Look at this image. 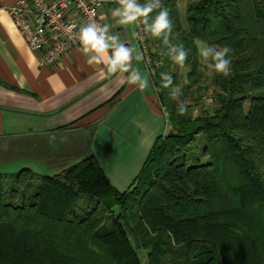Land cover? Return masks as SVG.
I'll return each instance as SVG.
<instances>
[{
  "label": "trees",
  "instance_id": "obj_1",
  "mask_svg": "<svg viewBox=\"0 0 264 264\" xmlns=\"http://www.w3.org/2000/svg\"><path fill=\"white\" fill-rule=\"evenodd\" d=\"M162 4L171 42L190 49L180 84L162 40H146L170 131L124 191L94 154L54 174L0 172V264H264V0H187L185 25L177 0ZM199 41L233 49L229 76L204 78ZM210 88L213 110L194 115Z\"/></svg>",
  "mask_w": 264,
  "mask_h": 264
},
{
  "label": "crops",
  "instance_id": "obj_2",
  "mask_svg": "<svg viewBox=\"0 0 264 264\" xmlns=\"http://www.w3.org/2000/svg\"><path fill=\"white\" fill-rule=\"evenodd\" d=\"M16 1L0 0V171L22 165L52 169L45 158L60 159L72 148L76 155L94 154L111 184L126 190L155 140L171 129L144 60L132 61L149 78L143 91L126 82V73L88 65L77 47L58 65L41 66L8 13ZM186 4L177 0L183 25ZM115 8L101 10L103 24L142 52L132 35L136 25H118Z\"/></svg>",
  "mask_w": 264,
  "mask_h": 264
},
{
  "label": "clouds",
  "instance_id": "obj_3",
  "mask_svg": "<svg viewBox=\"0 0 264 264\" xmlns=\"http://www.w3.org/2000/svg\"><path fill=\"white\" fill-rule=\"evenodd\" d=\"M118 5L112 12L120 26L143 25V31L154 39H161L166 51L162 53L174 64L183 68L187 61L190 49L183 42L172 43L170 37L173 33V23L169 10L163 6L162 0H114ZM158 10V11H156ZM156 14L153 16V12ZM109 24H100L95 20H89L79 26L71 38L80 45V52L86 58L88 65H103L108 73L127 74L126 82L137 86L141 91L149 87V78L143 75L139 69L132 67V61H143L144 54L136 48L121 40L119 33H113ZM69 32L72 29H68ZM133 36L143 39L139 32H133ZM233 49L229 46L217 48L211 45L198 46L201 62L215 73L227 77L231 74V56ZM162 88L171 89V98L178 100L182 95L180 86L173 87V76L170 73L160 74ZM179 115L188 114V104L180 101L177 106ZM155 236L157 233L151 232ZM171 235V233H169Z\"/></svg>",
  "mask_w": 264,
  "mask_h": 264
},
{
  "label": "built area",
  "instance_id": "obj_4",
  "mask_svg": "<svg viewBox=\"0 0 264 264\" xmlns=\"http://www.w3.org/2000/svg\"><path fill=\"white\" fill-rule=\"evenodd\" d=\"M107 5L118 6L114 0H17L9 6L8 13L27 46L37 55L39 64L52 67L58 65L71 48H80L71 38L80 25L89 20L103 24L101 10ZM134 32L144 37L134 36L152 80L159 62L150 54L146 41L149 36L143 31V25H136Z\"/></svg>",
  "mask_w": 264,
  "mask_h": 264
},
{
  "label": "rangeland",
  "instance_id": "obj_5",
  "mask_svg": "<svg viewBox=\"0 0 264 264\" xmlns=\"http://www.w3.org/2000/svg\"><path fill=\"white\" fill-rule=\"evenodd\" d=\"M198 44H199V46L204 45L200 41L198 42ZM202 65H203V68H204L203 70H204V74H205L204 78L208 79V81H209V77L211 75V69L207 67L206 63L202 62ZM173 71H175V68L173 69ZM186 73H187V68L183 67V68H180L178 70L179 83L180 84L185 81L184 78H186ZM147 74H148V72H147ZM204 84H206L205 81H204ZM211 90H212V88H210L209 91L203 95L202 99L197 103L198 105H196L194 107L195 108L193 110L194 115H199L202 112L203 109L206 110V111H209V112H211L213 110V108H214V104L213 103L214 102L212 100ZM249 106H250V102L246 101V103H245V111H248ZM198 140H199V137H198ZM198 144L200 146H202L201 142H199ZM85 156L86 155H76V153H73V150L71 148V149H67L66 150V155L61 157L60 159L58 157H56V156L55 157L50 156L48 158H45L46 159V163L52 169L46 170V169H42L41 167H39V169H37V168H35V166L31 167V169L36 171V172H39V173L54 174V173L60 171L61 169H63L64 167H66L67 163L70 165V164L74 163L75 161H78V160L84 158ZM21 157H18L19 159L21 158L20 161L24 160V159H27V158H25L23 156H21ZM1 158H6V157L3 156ZM13 162H14V160H13ZM22 167H24V166L22 165ZM22 167L21 166L20 167H12L11 171H5V172H17Z\"/></svg>",
  "mask_w": 264,
  "mask_h": 264
}]
</instances>
